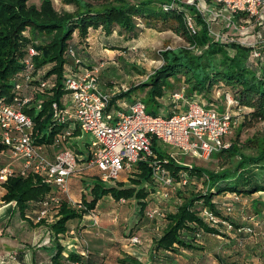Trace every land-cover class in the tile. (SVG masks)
Masks as SVG:
<instances>
[{"label":"trees","instance_id":"trees-1","mask_svg":"<svg viewBox=\"0 0 264 264\" xmlns=\"http://www.w3.org/2000/svg\"><path fill=\"white\" fill-rule=\"evenodd\" d=\"M175 1L66 0L76 4L77 9L59 11L53 0H41L39 5L30 3V0H0V96L11 94L14 78L23 67L26 47L29 44H36L40 50L35 62L37 67L41 68L43 77L51 84L46 91L37 92L36 95V100L43 99V109L37 114L33 110L28 111L35 120L34 138L37 144L54 143L55 131L47 130L53 123V101L64 103L67 92L64 88V78L73 68L72 59L68 55L70 46L76 49L85 64L86 38L91 30L98 28L107 33L117 30L128 39L138 37L145 28L173 30L191 45L187 48L163 50L162 66L155 69L145 81L121 93L120 96H124L142 87L147 100L143 97L140 99L144 100L149 112L150 106L161 105L167 88L174 86L175 82L187 86L188 96L201 95L203 100H207V103H204L206 107L216 106L212 98L215 87H223L224 99L225 93L230 92L243 107L244 117L238 127L237 136L229 148L215 153L222 161L217 170L200 166L185 167L167 154L157 140L153 141V149L160 159L167 160L166 167L176 181L180 178V170L186 168L190 174L188 184L195 176L202 178L206 187L202 193H193L185 198L175 209L163 210L164 215L161 218L167 223L162 233L154 240L153 251L168 261L174 260V256L184 249L202 248L199 245L202 238L195 236L197 229H202L204 233L223 232L218 228V224L212 225L202 213L204 208H210L216 215L221 214L216 207L215 194L233 192L234 195L240 196L264 191V132L244 140L240 137L243 128L264 122V42L251 46L236 41L216 40L196 5ZM216 5L224 7L222 3ZM188 16L200 27L196 33H192L188 27ZM75 34H78L77 37ZM38 41L40 43H37ZM255 53L259 55L256 56ZM111 104L108 109H111ZM79 134L77 129L73 131V136ZM70 146L79 150L76 142ZM4 148L0 142V153ZM136 168L139 171L132 177L135 184L133 187H124L123 182L108 186L109 183L100 179L99 172L91 175L93 180L87 184V187H90V196L83 194L79 200L81 206L79 202H73L67 194L58 193L54 186L43 182L41 177L31 173L26 176L15 171L6 181L0 183L6 189L1 200L16 202L24 218L45 225L50 230L52 251L51 262L47 264H67V261L73 264H102L105 256L93 252L90 248L87 256L79 251H65L61 238L71 230V221L97 211V204L105 195L116 199H137L139 214L154 205L157 202L154 197L158 184L153 182L152 169L145 162H139ZM81 174L78 171L74 176L80 180ZM137 185L142 187L136 189ZM55 192L60 197V203L52 205L54 220L48 221L45 218L37 222L39 199ZM258 204L264 206V203L258 201L254 208L260 213L263 209L259 210ZM248 227L250 226L237 228L242 230L238 232L240 237L235 241L236 244L244 243L247 246L254 242V238L248 236L255 234L254 231L245 235ZM15 253L17 256V252ZM217 258L219 264H231L228 263V257L219 255ZM119 261L123 264H141L140 259L132 255H127L126 259Z\"/></svg>","mask_w":264,"mask_h":264},{"label":"built area","instance_id":"built-area-1","mask_svg":"<svg viewBox=\"0 0 264 264\" xmlns=\"http://www.w3.org/2000/svg\"><path fill=\"white\" fill-rule=\"evenodd\" d=\"M217 1L233 10L244 3L243 0ZM248 1L256 3L260 0ZM187 21L191 32L196 33L197 27L190 16ZM38 55L40 50L36 44L26 47L23 67L14 78L11 94L0 96V142L5 146L0 157H7L10 161L9 164L0 166V183L15 172V164H20L19 172L22 175H37L43 182L54 186L58 193L68 194L70 178L82 161L88 160L89 167H97L99 177L105 183L118 180L123 173L137 167L139 162H145L152 169V179L158 184V190L155 193L157 202L147 207L144 215L148 219H158L164 215L160 205L161 198L171 195L165 188L173 187L176 180L166 167L167 160L160 159L153 149V141L157 140L159 144L175 147L179 152L206 160L230 147L228 135L244 117L243 107L230 92L225 93L224 109L220 110L218 107H206L200 95L188 96L185 84L173 91L171 98L176 102L185 101L186 107L183 110L176 108L169 115L149 112L146 103L140 98L130 104L128 112L108 111L111 95L99 86L100 68L86 66L76 49L70 46L68 55L72 59L73 68L64 78V88L67 91L64 103H52L53 123L47 131H55L53 145L56 153L54 157H49L44 145L35 141V120L28 112L33 110L35 113L43 109V99L36 100L37 92H44L51 86L50 81L43 77L41 68L36 65L35 58ZM255 55L258 56L259 53ZM71 122L75 123V128L70 127ZM75 129L80 130V137L89 138L87 142L78 143V151L70 146ZM170 154L177 158L175 153ZM179 175L177 182L188 184L189 172L182 169ZM234 196L237 200L240 199L239 195ZM126 201L124 197L119 199L120 203ZM77 202L82 205L81 201ZM38 203L40 210L36 221L45 218L53 221L52 205L60 203L59 195L56 192L48 194L39 199ZM231 209V206L227 207L228 212ZM202 213L212 225L222 221L210 208H204ZM91 215L97 217L95 213ZM222 222L232 227L227 219ZM247 230L252 231L250 227ZM204 234L202 229L195 231V236L199 239ZM130 243H142L141 236L137 234L130 237ZM72 246L87 256L88 247ZM15 257L14 251H0V262Z\"/></svg>","mask_w":264,"mask_h":264},{"label":"rangeland","instance_id":"rangeland-1","mask_svg":"<svg viewBox=\"0 0 264 264\" xmlns=\"http://www.w3.org/2000/svg\"><path fill=\"white\" fill-rule=\"evenodd\" d=\"M133 2H138L140 0H130ZM177 1V0H176ZM175 1V2H176ZM181 3H189L194 4L196 7H198L199 11L203 14L204 19L211 31L212 36L216 40L220 41H229V42H241L245 45H256L260 42H264V0H260L256 3H253L248 0H243L244 3L240 5V8L238 9H231L230 7H220L217 6L216 3H219L217 0H178ZM41 0H30V3H36L40 4ZM55 7L59 11H75L77 9V5L74 3H68L66 0H53ZM177 3V2H176ZM196 26L195 21L193 22ZM145 27V26H143ZM197 27V26H196ZM200 27H197V30ZM117 32V30H115ZM77 33V32H76ZM91 34V38L89 37ZM30 35V33H29ZM76 37L78 34H75ZM98 38V32L90 31L88 37L86 38V47H89L88 42L94 39ZM37 43H40L38 41ZM184 47H191V45L185 40L184 37L178 35L173 30H161V28H145L143 32L136 38V40L133 42V45H131V48L128 46L122 47L121 54L112 51H104L101 49L102 52V59L98 61V63L104 62L103 68H100L101 66L95 65L100 68L99 71L102 69V73L106 71L107 75L111 78H113L116 82L112 83L113 85L118 86L122 90L129 89V87L134 86L136 84H139L142 81H145L150 74L154 72L155 69L159 68L163 64V58L161 56V52L165 49H180ZM100 52V51H99ZM92 66V67H95ZM105 68V69H104ZM173 80V79H172ZM182 85L181 82H175L174 86L167 88L166 92L169 94L170 92H173L180 88ZM223 87H215L212 91V98L214 99L216 106L219 109H222L225 105V99L222 96L223 93ZM139 94H141V97H143L144 100H147L145 96V90L140 87ZM201 97V95H200ZM169 98V97H168ZM203 100V97H201ZM166 99V98H165ZM164 99V100H165ZM161 102V105L159 107L150 106L149 110L155 114H162V115H169L170 109L168 106L163 105ZM204 103H207V100H203ZM183 110L184 108H180ZM36 114L39 113L38 110L35 112ZM242 119H240V122L233 127L231 133L228 135V140L233 141L235 137L237 136V133L239 132L238 127L241 124ZM70 127L75 128V123L71 122ZM79 132L80 130L77 129ZM241 132V139H247L248 137H252L257 133L264 132V122L257 123L256 125L252 127H245ZM78 136H81V132ZM76 139V138H74ZM88 136L85 138L79 137L76 139V143H80V141H88ZM163 150L171 156L170 153H175V156L177 157V162L185 165V167L192 166H200V167H206L210 169H219L220 163L222 162L219 158L216 157V154H214L209 159L203 160L199 159L196 156L192 154H185L183 152H179L177 148L172 146H166L164 144H161ZM73 147V146H72ZM4 162L0 161V165L9 164V159L2 158ZM0 158V160H2ZM81 163V162H80ZM11 164V163H10ZM186 169V168H185ZM137 169L136 167L133 168L132 171L123 173L118 180L113 181L108 186L118 185L120 182L124 183V187H133L134 180L133 176H136ZM79 183L83 182L82 185L85 186L88 184V182H91L92 176L89 174H81ZM194 176V175H193ZM136 189H140L142 185L135 186ZM206 189L205 183L203 182L202 178L198 177H192L190 179V183L186 185H182L179 182H175V185L173 187H166V191H170V196L167 198H161V207H163V210H169V209H175L183 200L193 193H202ZM162 190V191H165ZM90 193V192H89ZM163 193V192H162ZM247 195H240V199L237 200L233 194V192H226V193H217L214 195V200L216 201V207L218 211H220V219L223 221L224 218L229 219L228 223H232V227H230L227 223H223L220 221L218 223V228H220L223 232L218 236L214 233H205L204 237L201 239V243L199 245L202 247L201 249L197 250H191V249H184L181 253H178L175 255V259L168 261L165 259L164 256L159 255L158 253H155L153 251L154 248V240L156 237H158L161 232V229L163 230V227L166 226L167 221L162 219L161 217L152 220L146 219L147 225L144 228V231L142 230V234L139 232L138 235L142 238V243L139 245H142L141 247V264H219L218 262V256L222 255L225 257H228L230 260H228V263H234V264H257L255 263L254 257H252L251 254L245 253L242 254L240 250L235 252L237 248H232L230 244L232 241H228L233 236L230 235L234 231L239 232L240 230L237 229L239 226H246L244 223H240L238 218L242 221L244 219L246 221V218H243L244 216L249 217V221L247 226H250L252 231H254L255 234H257V238H254L255 243L254 245L256 249L261 252L262 247V236L261 229H264V224L261 223V220L259 217H256L257 213L254 208L251 206V200L247 199ZM244 197V199H243ZM261 197V196H260ZM168 199V200H166ZM262 200L261 198H258L257 201ZM103 203L106 206H110V211H113L112 214L118 215V221L120 222V218L122 217L124 220H121L123 223L127 224L128 226L132 225L131 228L124 227L127 230L123 228V237L124 241L126 243L130 242V237L137 235V231L135 229V218L138 217V202L135 198L127 199L126 202L120 203L119 199H116L115 197L111 195H105L102 199ZM154 202V200H153ZM262 202V201H261ZM201 203V202H200ZM201 206V204H199ZM198 205V206H199ZM231 206V212H228L227 207ZM100 207V206H99ZM259 210H264V206L261 204H258ZM261 212V211H260ZM97 214V217L95 215H91L93 219H101V215L99 214V210L93 212ZM91 214V213H89ZM144 215V214H142ZM115 216V215H114ZM256 217V220H255ZM232 219V221H231ZM234 220V221H233ZM236 220V222H235ZM243 220V221H244ZM72 222V221H71ZM245 222V223H247ZM258 222V223H257ZM8 223V225H7ZM7 226H9V222H6L5 219L0 220V227L3 228V231H6ZM156 226L159 228L156 230ZM246 226V227H247ZM161 228V229H160ZM252 231H246L252 232ZM262 235V236H261ZM88 237L94 239L96 236L94 235H88ZM247 238V236H246ZM244 244V243H243ZM68 246V245H66ZM136 246V245H135ZM134 246V247H135ZM243 246V245H241ZM240 247V244L239 246ZM241 248V247H240ZM120 254H111L107 258L109 262L112 264H123L119 260L120 259H126L127 255H129L127 252L121 251ZM123 255L122 257L120 255ZM118 255V258L116 257ZM245 256V257H244ZM106 258V257H105ZM128 259V258H127ZM237 260V262L235 261ZM1 264L4 262H0ZM110 263V264H111ZM104 264V261L102 262Z\"/></svg>","mask_w":264,"mask_h":264},{"label":"crops","instance_id":"crops-1","mask_svg":"<svg viewBox=\"0 0 264 264\" xmlns=\"http://www.w3.org/2000/svg\"><path fill=\"white\" fill-rule=\"evenodd\" d=\"M92 31L98 32V38L92 41L90 40L88 42V45L90 46L85 48L86 55H84V61H85V65L88 67H92L100 64L99 65L101 66L100 68H103L104 62L98 63V61L102 59L101 49H103L102 50L103 54L105 50L112 52L116 51L117 53L121 54L122 52L120 49L125 46L131 48V45H133V42L137 38L134 37L128 39L127 37L121 35L116 31H113L112 33H107L102 28H98ZM89 37L91 38V34ZM99 48L101 49L99 50ZM107 73L106 71L102 73V69L101 71H99V86L103 91L111 95V101L113 99V103L111 104L110 102L111 109H108V111H112V112L114 111L115 113L119 111L128 112L130 110V104L134 102L136 99L142 98L141 94H139L138 92L139 90L133 91L131 92V94L120 96L123 90L120 89L118 86L112 84L115 83L116 81L113 78L109 77ZM171 93L172 92L168 94L166 92L165 95L162 97L161 102L164 101L162 103V106L163 105L168 106L170 109V113L176 110V108L178 109L182 107L185 108L186 107L185 101H179V102L174 101L171 98ZM222 109H224V106ZM79 137L80 136L78 135L74 136V138L76 139ZM74 138L72 139L73 143H75L76 141V139ZM80 142H84V141H80ZM41 144L44 145L45 151L49 157L55 156L56 151H55V146L53 144H46V143H41ZM2 158L5 157L2 156ZM14 167H15V171H19V169L21 168L20 164H15ZM78 171L79 173L89 174L90 176L99 172L97 167L88 166V160L79 163L78 170L76 171V173H78ZM76 173L74 172L70 178V191L67 194L73 202L79 201L84 193L87 194L88 197L90 196L89 193L90 187H87V184L83 186L81 183H79L78 182L79 180L76 178V176H74V174L76 175ZM91 180L93 179L91 178ZM5 191L6 189L0 185V220L5 219L6 222H9V226H7L6 231H3V228L0 227V251H10V252L14 251L17 252V256L14 259L6 260L2 264L50 263L51 262L50 252L52 251V248H50V245L52 244V238H51L52 233L47 228V226L37 224L36 222L24 218V216L20 214L18 206L15 205L13 202L2 201L1 197L4 195ZM258 198H261L262 200H260V202L262 201L264 203V191H259L246 196V200L247 199L251 200L252 208L256 207ZM102 199L98 202L96 207V210L97 209L99 210L101 219L99 220L93 219L91 214H86L81 219L73 220L70 223L71 230L64 236V238H61L62 243L65 246V251L68 250L69 252L70 251L77 252L79 250L75 248V246L73 247L72 245H78V247L81 248L88 247L93 252L106 257L104 264L111 263L107 258L109 255L120 254L119 252L121 251L127 252L129 255L136 256L138 257V259H141L140 254L142 253L140 252L142 245L137 244L135 246V244H131L130 242L126 243L124 241V238L126 237H123L122 233L127 230L124 227H127L128 225L121 221L124 220L122 217L120 218V222H119L118 215L114 214L115 215L114 216L112 214L114 210L110 211V206L109 207L106 206L103 203ZM154 199L155 201H157L156 197H154ZM256 217H259L261 223L264 224V210H262L260 214H257ZM243 218H246V221L244 219H242L241 221L240 218H238L239 222L244 223V225L245 224L248 225L247 220L249 221L248 219L249 217L244 216ZM146 219L149 220L145 215L142 214H138V217L135 218L134 221L135 229L136 231L139 230L141 234H142V230L144 231V228L147 225L149 226V224H146ZM128 227L131 228L132 225ZM123 228L125 229L124 231ZM158 229L159 228L156 226V230ZM162 231L163 230L161 229V232L159 234H161ZM260 231L263 234V236L261 235L263 240L261 252H259V250L255 248L256 245H254V243L255 241H257L255 239L251 245L249 244L246 246L245 244H243V246H241L242 244H240L241 248L238 247L239 244H236L235 241L239 239L240 234H238V232L236 231L230 234L233 236L232 238H234V239L229 238L228 241H232L230 246L232 248H237L235 252L237 251L240 252V250H242L241 253L244 255L245 253L251 254L252 257H254V260L257 259L255 260V263L264 264V229H261ZM139 232L137 234H139ZM94 234L96 236L94 239L88 237V235H94ZM247 234L248 233L246 232L245 235ZM217 235L221 237L220 234ZM248 236L251 238H257V234H252ZM123 255L121 254L120 256L122 257ZM116 257L118 258V255H116ZM235 261L237 262V260ZM67 264H73V262L67 261Z\"/></svg>","mask_w":264,"mask_h":264}]
</instances>
